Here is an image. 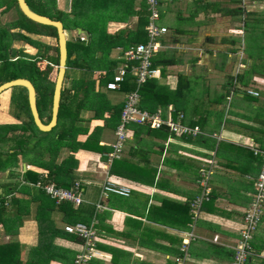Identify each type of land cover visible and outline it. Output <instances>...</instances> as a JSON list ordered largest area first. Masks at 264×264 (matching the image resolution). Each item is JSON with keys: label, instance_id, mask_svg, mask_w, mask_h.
Here are the masks:
<instances>
[{"label": "crops", "instance_id": "1", "mask_svg": "<svg viewBox=\"0 0 264 264\" xmlns=\"http://www.w3.org/2000/svg\"><path fill=\"white\" fill-rule=\"evenodd\" d=\"M182 1L187 2V7L179 9L178 28L189 32L171 35L179 41L186 37L183 43L192 45L195 52L190 61L179 58L175 65L182 68L178 74L189 78L191 85L174 121L182 115L180 123L197 127V133L187 138L190 135L178 136L168 130L166 136L161 132L135 134L131 131L120 160L130 159L146 175L124 169L113 173L104 152L78 150L74 154L78 162L75 182H70L67 188L60 187L74 191L79 180L82 204L88 211L94 208V215L86 225H91L97 235L96 249L101 256L94 258L96 264H231L233 260L243 215L252 201L260 169L261 158L254 155L253 148L264 149V0H199L198 4H192L196 0H178ZM191 12L194 13L192 20ZM136 20L133 17L132 25ZM185 20H195V24L184 25ZM126 26L111 22L108 32L114 33ZM81 33L85 34L82 30ZM162 46L160 55L170 56L166 42ZM120 51V48L114 49L110 57L117 58ZM173 68L167 67L165 76L161 77L158 67L156 79L169 82L172 75L177 76ZM236 75L237 84L232 86L231 79ZM174 88L175 82L169 86L170 90ZM247 90L257 92L258 96L247 94ZM109 95L116 102L125 98L116 93ZM222 95L226 96L224 100L220 98ZM169 107L173 109L172 105ZM96 126L102 127L103 121L92 120L88 134ZM114 131L101 132V146L111 148ZM63 152L59 161L67 151ZM129 152L136 155L131 156ZM202 169L208 178L209 195L193 213L190 203L204 191ZM19 170L33 171L39 177L35 183L28 184L31 195H16L22 204L29 201L28 213L23 211L8 231L0 224V245L15 243L17 249V261L4 264H73V257L82 250L81 243L55 236L56 231H64V226L69 224L66 214L56 209L41 210V200L36 198L37 189L45 193L38 183L58 186L50 180L47 169L25 162ZM122 172L146 181L128 178ZM152 177L153 181H148ZM108 178L128 187L129 196L102 194V185ZM12 182L9 179L4 183L0 174L2 186ZM8 189L11 188L0 187V194L4 195ZM8 192L4 205L11 209L10 200L15 194ZM186 204L191 215L187 226ZM38 213L48 216V243L40 248ZM251 250L244 264H264V207ZM56 255L69 259L70 263ZM177 259L182 261L178 263Z\"/></svg>", "mask_w": 264, "mask_h": 264}, {"label": "trees", "instance_id": "2", "mask_svg": "<svg viewBox=\"0 0 264 264\" xmlns=\"http://www.w3.org/2000/svg\"><path fill=\"white\" fill-rule=\"evenodd\" d=\"M25 1L37 14L62 22L65 32L76 31L79 28L85 32L87 39L81 40L80 36L67 39L66 71L61 90L57 125L49 132H41L34 125L26 89L23 87L11 89L12 92L7 107L9 110L8 116L19 123L0 124V174L7 171L8 180L13 179L12 183L4 186L0 184V187L5 189H7V186L11 188L4 195L0 194V224L3 225L6 231L13 228L14 223L20 218L23 211L24 214L28 213L29 201L26 202V205L22 204V199L16 197V195H31L32 189L28 188V184L35 183L39 177V174L30 170L18 171L20 156L24 160H28V165L47 169L50 180L55 182L58 187L64 188L69 187L70 182H75V171L78 162L74 154L78 150L104 152L106 161V155L112 149L100 145V134L105 129L115 130L119 124L125 101L124 98L122 101L112 102L107 93L126 96L136 89V80L129 73L125 76L119 90L110 91L105 89V86L107 82L112 80L115 70L124 64L123 53L130 47L147 41L145 27L149 18L147 0H70L68 12L57 9V0ZM166 2L168 1L160 3L158 24L165 15L164 10H169L168 6L162 9V5ZM174 2H178V0H172V3ZM198 2L200 1L196 0L192 4H198ZM12 11L18 15H16V19L7 25H0V85L17 78L31 81L36 90L38 114L41 121L47 124L51 119L54 81H51L48 77L52 69L46 67L41 70L38 68L37 62L45 61L52 67L58 66L56 29L27 19L18 9L15 0H0V14ZM193 14L191 12V20ZM131 17L137 18L132 27H125L114 33L107 31L109 23L126 24ZM177 17H179V12ZM167 30H171V34L179 35L189 32L187 29L172 26H169ZM43 37L52 39L55 43L43 41ZM164 40L161 39V42L165 43ZM171 41L175 44L180 42L175 36L171 38ZM15 42L35 49V53L30 55L25 51L23 45L16 48ZM116 48L121 49L120 54L117 58L110 57L111 52ZM159 52L151 59L152 68L159 67L161 77H164L166 68L177 65L179 58L173 54L168 57L164 54L160 55ZM237 79V75L232 77L230 84L232 83V86L237 84ZM190 83L189 78L177 73L175 88L170 90L164 80L148 79L139 87V107L149 112H154L157 109L161 110L163 118L167 113V107L172 105L173 113L171 114L173 120H175L177 112L182 110L184 106V98L189 91L188 88L190 89ZM225 97V95L220 96L223 100ZM92 120H102L103 126L94 127L92 132L88 134L89 124ZM18 131H20V134L17 133ZM129 131H134L135 134L144 131L161 132L164 136L167 134L165 128L151 129L149 124H131ZM83 136L86 138L83 141L79 140ZM190 137L191 135L187 138ZM125 142L121 156L118 159H113L110 163L111 172L116 173L119 172L118 169H124L130 173L132 172V174L146 175L145 170L134 165L130 159L120 160L124 154ZM63 150L67 152L59 161L60 156L64 153ZM129 154L131 156L136 155L135 152H129ZM122 174L128 178H136L128 173L122 172ZM19 177H21L20 181ZM136 179L146 181L144 178L139 179L137 177ZM76 181H78L77 184L80 183L79 180ZM148 181H153V177ZM22 182L27 184V187L20 185ZM8 191L12 196L15 194L10 200L11 209L4 205L5 196L9 195L6 194L9 193ZM36 194V198L41 200L40 209L47 212L56 209L64 215L66 214L69 223L67 225L78 222L90 223L94 215V208L88 211L87 206L82 203L78 206H73L69 202H61L56 205L52 199L45 196L46 194L41 189H37ZM184 208L187 212L185 221V226H187L191 221V215L187 204L184 205ZM37 216L39 239L41 240L40 248L48 243V230L46 229L48 216L44 213H38ZM55 236L65 237L70 241L81 243L76 236L65 231H56ZM14 246L15 243L0 245L1 264L8 261H17L15 254L17 249ZM58 257L64 262L70 263L69 259L56 255V258ZM74 258L75 256L73 257V264H75ZM94 260L97 259H93L91 262L94 263Z\"/></svg>", "mask_w": 264, "mask_h": 264}, {"label": "built area", "instance_id": "3", "mask_svg": "<svg viewBox=\"0 0 264 264\" xmlns=\"http://www.w3.org/2000/svg\"><path fill=\"white\" fill-rule=\"evenodd\" d=\"M162 1L170 0H147L149 18L145 32L147 41L138 43L135 46L127 49L122 56L124 64L119 66L112 80L106 83L105 89L110 91L119 90L121 83L127 74H132L136 80V89L125 96V101L120 114V121L114 131L115 141L111 144V151L106 155V162L110 164L113 159H118L124 147V142L129 137V126L131 124H149L151 129H159L167 127L168 131L178 136L194 135L197 133V127H189L181 124L182 115H178V121H174L171 117L161 116V110L149 112L139 107V87L148 79L158 77L159 71L157 68H152L151 59L162 49L161 39L166 35L167 28L158 24L159 6ZM191 1V0H190ZM81 40H83L81 38ZM247 94L258 96L255 91L247 90ZM173 109L168 108L167 114L170 115ZM254 155L261 158L260 169L255 181V192L249 208L244 212L243 224L240 230L239 240L235 246L234 256L231 264H244L251 254V241L258 223L261 220L264 207V149L259 150L253 148ZM203 182V193L192 200L190 207L193 213H196L204 200H207L209 189L206 187L207 176L204 169L201 170ZM38 187L42 188L45 193L52 198L57 204L61 202H69L73 206H78L83 202L79 185L76 184L75 190L70 191L60 187H56L52 183H38ZM130 189L126 186L119 185L111 178L106 179L102 185V194H115L128 197ZM1 206V201H0ZM64 231L76 236L82 246V250L75 255V264H94L91 262L95 257H100L101 253L96 249L97 235L95 230L90 225L78 222L71 225H65ZM192 238V235H189ZM186 241L182 246L183 254L186 253ZM182 258V257H181ZM182 259H177L180 263Z\"/></svg>", "mask_w": 264, "mask_h": 264}, {"label": "rangeland", "instance_id": "4", "mask_svg": "<svg viewBox=\"0 0 264 264\" xmlns=\"http://www.w3.org/2000/svg\"><path fill=\"white\" fill-rule=\"evenodd\" d=\"M68 1L69 0H57V9L59 10H62V11H65V12H68L69 11V4H68ZM178 3H182V4H179ZM187 3L186 1H182V2H174V3H169L170 5L166 4L163 9L165 7H169V10L165 9L164 10V13L165 15L161 18L162 20L159 22V24L161 25H164L166 28H168L169 26H172V27H177L178 28V25H179V21H177L178 17H177V14L179 12V9L182 11V10H185V7H187L185 4ZM16 13L15 12H8L6 14H0V25H7L8 23L12 22L13 20L16 19ZM185 15V16H184ZM184 17H188V13L185 12L184 13ZM18 16V15H17ZM159 19V18H158ZM132 20H133V17L129 18L128 20V26L126 27H132ZM169 21V22H168ZM195 21V20H194ZM190 22L188 20H185V21H182V23L184 25H189V24H192V26L195 24V22ZM79 29V28H78ZM78 29H76V31L72 30L71 32H68L66 31V37L67 39L69 38H75V37H78L80 36L82 39H85V34L83 33H78ZM120 29H123V28H120ZM108 31V29H107ZM171 30H167V33L166 35L164 36V39H165V42H166V48H169V54L168 55H171L172 52H173V55L176 56L177 58H183L184 60H186L187 62L190 61L192 58L189 59V57H193L194 55V49L192 48V45H189V44H186V43H183V41L186 39V37H183L181 38V41L179 42V44H174L170 41L171 39ZM43 41H46L48 43H52L54 44V40L52 39H48V38H42ZM257 42V40H255V43ZM15 47L16 48H19L20 45H23L22 43H18V42H15ZM23 47L25 48V51L27 53H29L30 55H33L35 53V49L33 48H30L28 47L27 45H23ZM174 50V51H172ZM37 66L39 69L41 70H44L46 67H50L52 69V72L48 74V77L51 81H55V78H56V73H57V67L56 66H50L48 63H46L45 61H39L37 62ZM173 73H178L182 70V68H179L178 66H174L173 68ZM175 76L172 75L171 79L169 82H166L167 85L169 86H173L174 85V82H175ZM169 80V79H168ZM12 88H10V90H7L5 92H3L2 94H0V124H4V123H9V122H12V123H19L17 120L11 118L10 116H8V112L9 110L7 109L8 107V103H9V98H10V94L12 92L11 90ZM16 90V89H14ZM108 97L111 98L112 102H116V100L111 97L109 95V93H107ZM104 131V130H102ZM17 133L20 134V131H18ZM106 134H108V132H105ZM27 163L28 164V160L27 159H23L22 156L19 157V164H18V171H22V170H19L20 169V166L23 165L24 163ZM7 171L5 173L2 174L3 176V182L6 183L8 181V178H7ZM13 180V179H11Z\"/></svg>", "mask_w": 264, "mask_h": 264}, {"label": "water", "instance_id": "5", "mask_svg": "<svg viewBox=\"0 0 264 264\" xmlns=\"http://www.w3.org/2000/svg\"><path fill=\"white\" fill-rule=\"evenodd\" d=\"M20 12L29 20L45 25L52 26L56 29L57 33V45H58V66L56 78L54 81V89L52 95V106H51V119L47 124H44L38 114L36 107V90L31 81L24 78H17L4 82L0 85V94L10 88L14 87H23L27 92V100L30 109V113L34 122V125L41 132H49L57 125L59 103L61 97V90L63 86L65 71H66V60H67V37L63 24L60 21L52 20L47 16H43L34 12L25 0H15ZM81 32V29H78V33ZM168 130L167 127H164Z\"/></svg>", "mask_w": 264, "mask_h": 264}]
</instances>
